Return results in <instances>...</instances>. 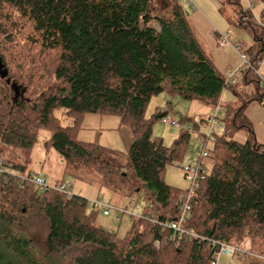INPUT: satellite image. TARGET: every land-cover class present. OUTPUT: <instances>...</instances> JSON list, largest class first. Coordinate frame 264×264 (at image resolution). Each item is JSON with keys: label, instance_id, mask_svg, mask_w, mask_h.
<instances>
[{"label": "trees", "instance_id": "1", "mask_svg": "<svg viewBox=\"0 0 264 264\" xmlns=\"http://www.w3.org/2000/svg\"><path fill=\"white\" fill-rule=\"evenodd\" d=\"M226 1L236 7L237 26L252 36L242 51L256 68L264 57V23L238 0ZM0 63L24 91L14 101L0 78V264H211L218 250L212 241L245 249V241L256 242L259 253L252 254L260 258L250 257L264 262V146L243 112L264 98V89L251 69L242 81L255 93L235 92L240 108L232 115L221 110L223 131L208 149L212 165L183 224L197 238L150 221L178 218L185 191L166 184L164 175L183 160L190 132L181 128L170 146L153 137V124L168 114L147 118L149 102L164 93L214 109L228 87L176 0H0ZM57 110L71 125H61ZM89 114L119 118L131 138L125 155L78 140ZM41 130L49 133L45 149L67 169L90 170L102 186L150 204L131 217L125 237L98 227L99 210L80 194L67 198L19 184L32 175L29 156ZM240 130L243 143L233 140Z\"/></svg>", "mask_w": 264, "mask_h": 264}, {"label": "rangeland", "instance_id": "2", "mask_svg": "<svg viewBox=\"0 0 264 264\" xmlns=\"http://www.w3.org/2000/svg\"><path fill=\"white\" fill-rule=\"evenodd\" d=\"M238 1L240 2V0ZM176 2L183 8L185 12H189V7L203 9L197 0H176ZM187 2H189L188 6ZM220 2L221 6L223 7L222 12L226 11V14L228 15L226 17L229 20L232 19L234 22H237V18L235 19L236 7L228 4L226 0H220ZM253 6L252 13L255 18L259 19L260 12L264 9V5L260 1H257ZM241 7H243V10H247L245 4L241 5ZM230 8L232 10H230ZM216 10L218 12L217 7ZM219 19H222L220 15ZM227 34L229 33L220 32L221 36H225ZM231 43H235V41L232 39ZM224 45L228 47L230 44ZM216 55L220 58V66H222V64H224L227 59H229V56L232 61L234 60L237 62V66L230 69L231 71L238 68V66L241 64L239 54L237 56L231 51V54L229 55L228 48L223 51L219 50ZM218 71L221 74L225 73L222 71L221 67L218 69ZM239 79L240 78H236V81ZM228 92L229 90H225L223 95L224 98L221 99L223 103L222 107L228 102L226 99ZM28 96L29 93L25 95L26 98ZM240 105V102L231 104V106L227 105L228 112L231 111L232 115L234 110L240 108ZM249 109L253 108L249 107ZM156 112H166L168 116L173 118V120L177 123L176 127L166 125L163 118L153 124V137L162 139L166 146H170L173 143L174 139L177 138L181 128L189 129V140L186 145L183 160L176 161L173 165L169 166L164 175V181L166 184L179 190L186 191L189 189V183L184 178V169L188 166H194L195 156L202 147L201 140L203 139V135L207 134L209 131V126L205 124L204 121L208 118V116L213 115V109L195 100L185 101L176 96L170 97L163 93L151 99L146 108L145 116L148 118ZM54 116L60 121L62 126L71 125V120L63 115L62 110L55 111ZM185 118L187 119L181 123L180 120ZM200 120H203V122H200ZM193 124L196 126L194 127ZM218 127L219 126L213 128L212 132L214 134H221L219 130L221 128ZM48 137L49 133L47 131H39L37 142L31 150L29 156L28 169L32 175L36 178L39 177L44 179V181L49 186L60 183L63 180H68L72 184V191L76 194H80L81 197L87 200V202L92 199L102 197L114 208L125 210L127 214H123L120 217V221L115 220V217L119 214H117L115 211H111L107 217L102 216V214L99 212L95 222L98 227L115 233L118 238L125 237L132 224V219L129 215H132L133 217H139L141 207L145 206L147 209H149L150 204L143 202L141 196H128L126 192L113 190L102 186L98 175L94 174L90 170L84 168L67 169L63 159L53 149H45L43 143L48 139ZM77 137L79 141L97 143L102 147L119 152L123 155L126 154V151L130 145L129 140H127V137L130 138L129 134H126L125 130L121 127L119 118L114 116L105 117L95 114L86 115L77 133ZM212 143V141H207L205 148L207 150L210 149L212 147ZM201 162L204 172L209 173L212 165L210 158H203ZM39 234L41 236L46 234V229L43 223H40ZM244 245L248 250H250L251 253H259L256 242L255 245L250 246L249 242L245 241ZM247 249L245 250L248 251ZM216 264H264V262H259L250 256L242 259L237 255L225 256L220 254L218 255Z\"/></svg>", "mask_w": 264, "mask_h": 264}, {"label": "crops", "instance_id": "3", "mask_svg": "<svg viewBox=\"0 0 264 264\" xmlns=\"http://www.w3.org/2000/svg\"><path fill=\"white\" fill-rule=\"evenodd\" d=\"M198 3L203 7V9H196V7H189V12H186L189 24L197 37V40L202 45L203 49L211 56L215 66L217 69L221 67L222 71L225 73L222 74L225 77L226 73L230 71V69L237 66L236 61H232L230 56L229 59L225 61L222 66H220V58L216 55L219 50L223 51L228 48L229 55L231 51L234 52L237 56V52L232 48V46L226 47L224 44L220 43L219 36L220 32H226L231 35V38L235 41L232 44H241L242 48H249L253 45V39L251 34L238 27L237 22H234L232 19L229 20L226 16V11L221 12V2L219 0H197ZM257 1L263 3V0H240L241 5H246V9L252 13L253 5ZM242 2V3H241ZM189 4H187L188 6ZM212 6V8H211ZM214 6V7H213ZM218 8V12L216 10ZM211 8V9H210ZM249 8V9H248ZM205 9V10H204ZM243 9V7H242ZM230 10H232L230 8ZM236 14V13H235ZM253 14V13H252ZM219 15L221 16V20L219 19ZM254 16V15H253ZM236 19V15H235ZM256 23H264V9L260 12L259 19L255 18ZM231 39V41H232ZM247 42V43H246ZM239 58V57H238ZM259 73L264 75V57L257 65ZM263 84V83H262ZM264 86V85H263ZM225 90H229L226 95L227 103L222 107V98ZM235 92L239 95H244L246 97H250L255 93V88L253 84L245 85L243 84L242 77L236 81V85H229L223 92L221 93V97L219 100V104L221 106L222 112L227 111V105L231 106V104H235L239 101V99L235 96ZM252 107L253 109H249ZM244 115L248 122L250 123L252 130L254 132L255 138L257 142L264 146V98L260 101H252L246 105L244 108ZM209 117V116H208ZM220 128V127H218ZM222 133V128L219 129ZM127 134V133H126ZM247 138V135L244 131L240 130L235 132L233 135V140L238 143H243ZM127 140L131 143V138L127 137Z\"/></svg>", "mask_w": 264, "mask_h": 264}, {"label": "built area", "instance_id": "4", "mask_svg": "<svg viewBox=\"0 0 264 264\" xmlns=\"http://www.w3.org/2000/svg\"><path fill=\"white\" fill-rule=\"evenodd\" d=\"M189 2H187L188 4ZM219 41L222 44H230L232 48L239 54L240 59H241V64L238 66L233 71H228L227 74L225 75V85H236V78H241L244 74V72L247 69H251L254 74L259 78V80L263 83L264 85V75L259 73L258 68H254L248 60V57L246 54L243 53L242 51V46L241 44H232L231 43V35L227 34L225 36H219ZM223 117L222 112H221V106L218 104L214 109H213V115L209 116L206 119V124L209 126V131L207 134L203 135V139L201 140L202 147L198 151V153L195 156V161H194V166H188L184 169V178L186 181L189 183V189L186 190L183 195H182V200L180 204V212L178 215V218L173 221L169 222H156V220L152 219L150 220L152 223H156L159 227L164 228V229H169L172 230L174 233H176L179 236H188L189 238H197L195 234L192 232L184 229L183 224L184 222L188 219L189 213L191 211V206L193 201V196L195 190L198 188L199 182L205 178V172L202 169V159L206 158L208 156V150L205 148L206 147V142L207 141H212L214 139V133L212 132L213 128L216 126H220L221 124V118ZM164 122L166 125L169 126H177V123L171 118L170 116L164 118ZM2 164L3 161L0 159V173L2 170ZM25 181H29L36 185L40 190L42 191H47V190H53L60 192L64 194L67 198H70L75 194L72 191V184L68 180H63L60 183H57L55 185H48L44 179H41L39 177H34L33 175L28 176V177H21L20 179V185L24 183ZM89 205L94 208L99 210V212L102 214V216L107 217L109 216L111 211H115L118 216L115 217L116 221H120V217L123 214H127L125 210H120L114 208L110 203L106 202L102 197H98L95 199H92L88 201ZM130 217H133L132 215H129ZM171 240H174L171 238ZM212 246H216L218 248L217 253L214 254L211 264H216L218 255L223 254L225 256H232V255H237L238 257L245 259L247 256H253L260 258L248 251H246L243 247L237 246V245H229L225 243H218V242H211Z\"/></svg>", "mask_w": 264, "mask_h": 264}, {"label": "water", "instance_id": "5", "mask_svg": "<svg viewBox=\"0 0 264 264\" xmlns=\"http://www.w3.org/2000/svg\"><path fill=\"white\" fill-rule=\"evenodd\" d=\"M7 70L3 67V65L0 63V78L1 79H5L6 80V83L8 85H10L13 93H14V96H13V100L16 101V99L19 97V96H22L23 95V92L24 91H20L19 87L15 84V83H11L9 79H7Z\"/></svg>", "mask_w": 264, "mask_h": 264}]
</instances>
